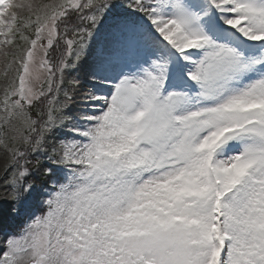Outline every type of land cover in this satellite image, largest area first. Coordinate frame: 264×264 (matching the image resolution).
Masks as SVG:
<instances>
[{"label": "snow or ice", "instance_id": "1", "mask_svg": "<svg viewBox=\"0 0 264 264\" xmlns=\"http://www.w3.org/2000/svg\"><path fill=\"white\" fill-rule=\"evenodd\" d=\"M0 264H264V0H0Z\"/></svg>", "mask_w": 264, "mask_h": 264}, {"label": "rangeland", "instance_id": "2", "mask_svg": "<svg viewBox=\"0 0 264 264\" xmlns=\"http://www.w3.org/2000/svg\"><path fill=\"white\" fill-rule=\"evenodd\" d=\"M0 51H1L0 53H2V49H0ZM3 64H4V57L2 56V54H0V73H2ZM2 163L3 161L0 160V167H2ZM4 195H5L4 191L0 189V197ZM9 208L10 206L7 204H4L2 206V214H0V229L7 230L5 229V224L8 222V219L10 218V216L8 215Z\"/></svg>", "mask_w": 264, "mask_h": 264}, {"label": "bare ground", "instance_id": "3", "mask_svg": "<svg viewBox=\"0 0 264 264\" xmlns=\"http://www.w3.org/2000/svg\"><path fill=\"white\" fill-rule=\"evenodd\" d=\"M1 52V51H0Z\"/></svg>", "mask_w": 264, "mask_h": 264}]
</instances>
